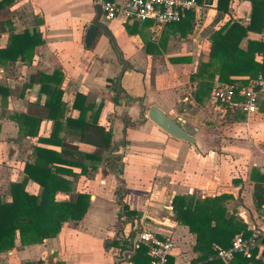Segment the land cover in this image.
Segmentation results:
<instances>
[{"label":"crops","instance_id":"crops-1","mask_svg":"<svg viewBox=\"0 0 264 264\" xmlns=\"http://www.w3.org/2000/svg\"><path fill=\"white\" fill-rule=\"evenodd\" d=\"M216 4L217 0H203L192 11V31L184 35L172 26L157 27L149 20L126 22L120 17H101L127 63L120 89L116 75L123 63L109 37L99 32L89 47L83 43L94 16V0H16L9 6L11 31L0 29V48L24 29L30 34L39 31L41 44L30 57L19 55L14 61L0 62V86L7 89L0 93V201L11 199L9 184L25 177L24 166L35 162V146L41 145L84 163L83 172L72 165L75 175L60 173L72 180L71 190L58 191L56 199L87 193L89 205L80 220L64 221L55 236L30 245L16 243L1 252L0 264L35 262L37 255L47 264H115V257H121L123 251L125 257L119 264H132L135 249L145 247L137 241L133 250L139 226L172 239L174 248L168 259L173 264L217 260L212 255L207 261L196 262L195 235L178 223L173 213L171 200L178 194L200 198L224 195L225 216L234 214L249 230L260 223L262 204H256L254 188L257 185L264 190V97L257 111L246 115L213 101L196 90V81L190 79L197 65L208 60L209 35L214 28L227 19L244 25L249 21L248 0H233L228 12L216 9ZM248 39L264 41V29L248 31L240 47L245 49ZM54 70L61 73L57 86L62 114L56 139L63 145L38 141V137H50L54 121L44 115L48 94L39 82H29L36 71L51 74ZM215 83L225 82H219L215 75L212 85ZM77 95L83 99L74 107ZM150 105L179 118L193 141L171 136L150 120L146 115ZM34 106L42 117L37 135L30 136L23 133L21 123ZM81 108L85 110L81 120L85 129L66 119L78 118ZM80 131L81 136L77 134ZM105 133L113 147H98L82 139L92 134L102 138ZM76 146L81 149H74ZM95 148L101 150L96 162L84 151ZM122 152V200L137 212L135 228L118 219L117 180L105 167L112 156ZM108 185L109 190H105ZM25 189L37 194L40 187L28 179ZM117 239L121 244L109 243Z\"/></svg>","mask_w":264,"mask_h":264},{"label":"trees","instance_id":"trees-1","mask_svg":"<svg viewBox=\"0 0 264 264\" xmlns=\"http://www.w3.org/2000/svg\"><path fill=\"white\" fill-rule=\"evenodd\" d=\"M16 0H0V29L11 31V11L9 6ZM203 0H197L201 3ZM233 0H217L216 9L228 12ZM250 3L249 21L242 24L236 20L227 19L209 35V57L207 61H201L190 75V79L196 81V90L210 96V90L215 75L219 82L233 83L240 87L246 84L250 79L258 74L264 76V41L248 39L246 48L240 47L239 43L247 35L248 31L261 32L264 29V0H248ZM194 12H187L178 22L168 23L182 35L192 31L191 19ZM41 44V33L34 31L29 33L24 29L22 32L14 33L11 42L4 48H0V62L7 60L14 61L19 55L30 57L34 53L37 45ZM61 81V73L54 70L51 74H45L36 71L30 75L29 82H39L41 90L46 92L49 98L44 103V115L54 121L50 137L40 138L41 142L63 143L56 139L57 131L60 127L58 117L60 112V94L61 90L57 86ZM53 82L54 86H50ZM7 89L0 86V93H6ZM264 95L259 96V100ZM83 96L77 95L73 106L79 107V102ZM116 101V99H115ZM37 104V103H35ZM78 118L67 117V123L80 125L85 129L83 120L85 110L80 109ZM62 114V113H61ZM41 113L38 107L34 106L30 113L24 115L21 123V129L24 134L37 135L38 125L41 120ZM85 121V120H84ZM82 129V130H83ZM79 136L82 131L78 132ZM108 134H103L102 141L104 147H113L107 142ZM122 143V142H121ZM124 147V146H123ZM126 148V147H125ZM125 148L123 151H125ZM74 149L79 150L78 146ZM88 151L87 157L99 161L101 150L96 148ZM36 160L34 163H26L24 166L25 177L20 181L9 184L11 199L7 202L0 201V253L12 249L16 243L20 245H30L41 243L44 238L55 236L61 228L64 221L80 220L89 205V194L71 193L65 200H57L58 191L71 190V181L61 174H73L70 166H78L81 171H85V165L82 161L70 160L63 157L61 152L51 148L35 146ZM112 155V152H111ZM124 153L112 156L105 167L113 172L117 184L115 186L116 199L121 205L118 213L119 221L130 222L137 226L134 216L137 212L130 209L123 202V161ZM62 165H65L62 166ZM95 167V164L92 165ZM61 173V174H60ZM31 179L39 184L40 190L37 194L30 193L25 189V184ZM254 197L257 205L264 201V190L259 186L254 188ZM224 195L197 197L194 194L174 195L171 205L175 219L178 223L186 225L188 230L195 235L193 249L199 252L196 262L207 261L215 254V247H227L231 239L238 232L248 235L250 230L246 225L238 220L234 214L225 216L226 206L224 205ZM119 239L111 240L112 245H119ZM107 243V244H109ZM121 244V243H120ZM132 264H150V257L143 246H138L131 255ZM264 264V249L255 248L251 256L246 257L241 252L234 254L228 262H222L220 259L212 260L208 264ZM20 264H47L43 260L25 261ZM53 264H60L54 262ZM167 264H173L168 259Z\"/></svg>","mask_w":264,"mask_h":264},{"label":"built area","instance_id":"built-area-1","mask_svg":"<svg viewBox=\"0 0 264 264\" xmlns=\"http://www.w3.org/2000/svg\"><path fill=\"white\" fill-rule=\"evenodd\" d=\"M98 4L100 18L120 17L126 22L149 20L157 27L178 22L187 12L200 7L197 0H99ZM261 95H264V76L261 74L240 87L233 83H215L210 90L213 101L221 103L231 111H241L246 115L257 111V101ZM259 218L260 223L251 228L248 235L238 232L229 246L215 247V258L228 262L237 252L250 257L253 249L262 246L260 238L264 234V202ZM138 241L145 245L150 264H167L174 248L170 237L161 238L149 229H141Z\"/></svg>","mask_w":264,"mask_h":264},{"label":"water","instance_id":"water-1","mask_svg":"<svg viewBox=\"0 0 264 264\" xmlns=\"http://www.w3.org/2000/svg\"><path fill=\"white\" fill-rule=\"evenodd\" d=\"M100 6L98 4L97 0H94V16L91 20V23L87 26L83 43L85 47H89L95 37L99 34V32H102L106 36L109 37L113 47L115 48L119 60L123 63L122 68L119 70V72L116 75V85L117 89L119 88L120 79L121 76L126 69L127 63L122 60L121 52L118 49V47L115 44L114 38L111 34V32L106 28V26L101 22L100 20ZM147 117L152 120L155 124H157L160 128H162L165 132H167L169 135L180 138L182 140L192 142L193 137L186 131L183 122L179 118H172L169 116V114L165 113L163 110H161L156 105H150L147 111ZM141 227L139 226L134 234L133 240H132V246L133 250L136 247V243L138 241L139 233L141 231ZM260 243L264 246V234L260 238ZM125 257V251L121 253V257H115V264H119V259Z\"/></svg>","mask_w":264,"mask_h":264},{"label":"rangeland","instance_id":"rangeland-1","mask_svg":"<svg viewBox=\"0 0 264 264\" xmlns=\"http://www.w3.org/2000/svg\"><path fill=\"white\" fill-rule=\"evenodd\" d=\"M56 1L61 3V2H65L66 0H56ZM25 9L27 10V7ZM98 134H96V135L92 134V135H89V137L88 136H83L82 139H85L86 141H90L91 143L97 145L98 147H102V144H103L102 138H101V135L99 136ZM108 188H109V185L107 186V188L105 190H109ZM36 258L37 259L38 258L41 259V255H37ZM0 259H1V257H0ZM37 259H35V260H37ZM10 263L11 264H16V263H18V261L17 260H12Z\"/></svg>","mask_w":264,"mask_h":264}]
</instances>
